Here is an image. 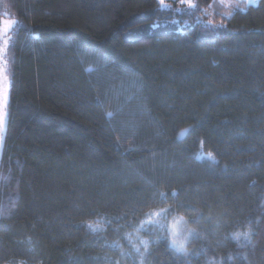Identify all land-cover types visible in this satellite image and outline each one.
Returning <instances> with one entry per match:
<instances>
[{"label":"trees","instance_id":"1","mask_svg":"<svg viewBox=\"0 0 264 264\" xmlns=\"http://www.w3.org/2000/svg\"><path fill=\"white\" fill-rule=\"evenodd\" d=\"M193 2L0 0V264H139L125 235L160 208L199 235L146 264H264V0Z\"/></svg>","mask_w":264,"mask_h":264},{"label":"snow or ice","instance_id":"2","mask_svg":"<svg viewBox=\"0 0 264 264\" xmlns=\"http://www.w3.org/2000/svg\"><path fill=\"white\" fill-rule=\"evenodd\" d=\"M159 4L162 7H170V5L165 3V0H158ZM255 0H220V4L223 8L228 9V11L222 13L223 16L231 17L233 9H240L241 11L244 10L249 3H254ZM179 4L183 5L184 8H178L177 10H188L189 12L194 13L198 10V5L193 2V0H179ZM207 23L212 28H223L224 24H214L212 20H208ZM0 24L3 25L0 28V36L3 34L8 33L13 25L17 24L16 20H3L0 21ZM3 46L0 47V143L3 142L4 139V130L6 126V106L8 102V76H7V67L8 61L5 58L6 51L8 48L9 41L4 39L2 41ZM108 115H111L109 113ZM209 158H213L211 153H208ZM167 193L162 191H157L153 193V199L156 197L166 198ZM171 196L174 198L177 196V193L173 191ZM177 207H183V205H177ZM172 209L170 208H160L158 210H149L148 212L144 213L143 217L140 218L139 224L136 227V232L139 234V230L141 228L147 229L148 226L158 227L160 234L156 237V242L166 239L168 242V246L172 248L177 255L187 256L189 249L187 247V243L189 242V237H196L199 234L196 232L195 229L186 228L185 226L188 224L189 221L185 220L183 216L174 217L171 222H167V217L171 213ZM103 218H101L102 220ZM161 221H165L161 223ZM195 223V221H192ZM88 227L91 231H98L103 230L100 221L95 223H89ZM243 235L246 239L249 240L251 243L250 234L248 232L244 233H234L233 238L239 239V237ZM127 238V236H126ZM119 247L117 242H114ZM129 243H132L129 240ZM153 243V241H147L140 239L139 243H132V248L141 256V264H143V256L144 252H141V247L144 248L145 252L148 250L149 245ZM229 260H231V256H229Z\"/></svg>","mask_w":264,"mask_h":264},{"label":"rangeland","instance_id":"3","mask_svg":"<svg viewBox=\"0 0 264 264\" xmlns=\"http://www.w3.org/2000/svg\"><path fill=\"white\" fill-rule=\"evenodd\" d=\"M169 1H172V0H165V3L167 4V2H169ZM178 1H179V0H178ZM258 1H259V0H255L254 3H249L248 5H257V4H258ZM2 27H3V25L0 26V28H2ZM7 34H8V33L3 34V36H0V37L6 38ZM3 40H4V39H3ZM3 40H2V41H3ZM2 46H3V43H2ZM203 157L208 158L207 155H203ZM156 210H158V209H156ZM172 220H173V219L170 218L169 215H168V217H167V222H171ZM95 222H97V221H95ZM95 222H92V223H95ZM100 222H101V225H102V229H103V230H98V231H95V232L92 231L93 233H95V234H101V233L104 231V227H105V226H104V222H103V221H100ZM164 222H165V221H161V223H164ZM138 224H139V223H138ZM138 224L136 225V227L138 226ZM87 227H88V225H87ZM136 227H134V229H133L131 232H128V233L125 235V240H126V242L128 243V245L131 247V249H132V250L135 252V254L137 255L138 260H139V264H141V256L135 251V249L132 248V243H139V240H140V239L147 240V241H153V243H151V244L149 245V248H148V250H147L146 252H145V250H144L143 247H141V249H140L141 252H144V256H143V264H146V258H147V255L149 254V252H150L152 246H153L154 244H156V243H159V242L165 240V239L156 242V237L160 234V231H159V228H158V227H154V226H151V225H150V226L147 227V229H145V228H141V229L139 230V234H137V232H136V230H135ZM88 228H89V227H88ZM126 236H127V238H126ZM129 240H131L132 243H129Z\"/></svg>","mask_w":264,"mask_h":264}]
</instances>
